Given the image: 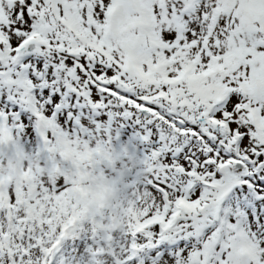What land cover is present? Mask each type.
I'll list each match as a JSON object with an SVG mask.
<instances>
[{
	"label": "snow or ice",
	"instance_id": "obj_1",
	"mask_svg": "<svg viewBox=\"0 0 264 264\" xmlns=\"http://www.w3.org/2000/svg\"><path fill=\"white\" fill-rule=\"evenodd\" d=\"M21 151L0 264H264V0H0ZM113 185L142 197L115 228Z\"/></svg>",
	"mask_w": 264,
	"mask_h": 264
},
{
	"label": "rangeland",
	"instance_id": "obj_2",
	"mask_svg": "<svg viewBox=\"0 0 264 264\" xmlns=\"http://www.w3.org/2000/svg\"><path fill=\"white\" fill-rule=\"evenodd\" d=\"M23 167H38V160L32 156L30 152L21 151L15 160H5L0 162V169H8L9 173L5 176L6 180H11L15 175H18V170ZM121 172L123 166L121 165ZM99 199H109L112 203V209L108 213L112 215L116 221L111 227L115 228L120 223H126L131 215H135L136 209L134 207L135 200L141 199V193L137 190L125 192L123 187L113 185L107 194L99 193Z\"/></svg>",
	"mask_w": 264,
	"mask_h": 264
}]
</instances>
